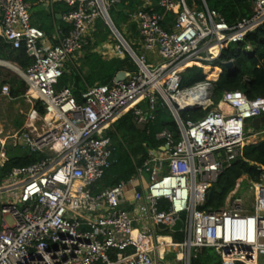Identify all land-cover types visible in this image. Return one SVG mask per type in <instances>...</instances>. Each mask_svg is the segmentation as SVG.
<instances>
[{
	"label": "built area",
	"instance_id": "obj_1",
	"mask_svg": "<svg viewBox=\"0 0 264 264\" xmlns=\"http://www.w3.org/2000/svg\"><path fill=\"white\" fill-rule=\"evenodd\" d=\"M37 1L49 6L62 1L68 7L60 13L64 24L51 34L31 23L30 3L0 0V42L23 48L33 60L24 69L15 67L26 83L30 122L0 137V167L8 145L44 155L0 180V264H190L193 251L204 247L212 248L221 264H264V168L258 182H248L249 195L240 189V178L221 207L201 208L209 186L239 159L244 145L257 142L245 123L264 115V97L225 91L196 121L181 118L184 106L178 100L190 94L197 98L190 104L194 108L213 104L212 83L184 86L179 69L192 60L212 62L225 42L243 40L247 30L264 21V0H254L252 14L232 24L205 0L200 7L186 0H141L132 11L124 10L135 24L141 53L109 13L120 0ZM97 19L117 42L94 50L106 58L128 54L135 68L120 70L129 72L123 80L88 87L77 101L68 86L57 84L68 64H79L93 45ZM147 52L161 61L150 62ZM0 64L7 63L0 59ZM0 94L9 95L8 84ZM158 106L169 109L178 131L158 132L161 144L147 149L130 179L100 187L112 163V123L131 108L135 120L145 124ZM253 135L264 136V128ZM164 201L167 206L161 208ZM177 219L181 227L173 230ZM176 233L181 240H175Z\"/></svg>",
	"mask_w": 264,
	"mask_h": 264
},
{
	"label": "trees",
	"instance_id": "obj_2",
	"mask_svg": "<svg viewBox=\"0 0 264 264\" xmlns=\"http://www.w3.org/2000/svg\"><path fill=\"white\" fill-rule=\"evenodd\" d=\"M208 7L219 12L229 24L235 23L242 18L252 14L254 0H205ZM141 0H120L113 5L115 11L121 14L122 18H128L124 10H133ZM33 4H41L34 0ZM46 13L51 18V24L40 27L47 34L54 31V22L62 21L57 18L58 13L68 10L62 1L54 2ZM123 10V11H122ZM157 10L161 11L160 8ZM166 22L171 18L166 15ZM98 38L93 45L83 53L79 64H68V71L58 80L57 87L68 86L77 101H81V94L88 87L97 84L110 83L120 70L132 71L135 66L130 57H103L94 50L95 45L103 42L106 38L104 33H96ZM0 59L12 61L18 67L24 69L33 62L23 48L12 49L4 41L0 42ZM232 60V66L227 67L225 62ZM1 70V69H0ZM182 85L190 86L198 81L207 80L212 83L210 98L213 102L207 109L193 108L180 112L183 120L196 121L206 114L208 110L216 106L225 91L239 89L247 97H264V21L253 28L247 30L241 41L225 42L219 57L207 62L203 60H192L179 69ZM4 84L9 86V97L12 99L23 98L26 90V83L17 75H10L1 78L0 91ZM36 108L40 114L44 109L37 103ZM132 109H127L113 123L109 135L114 143L112 153V163L104 171L98 182L100 187L115 185L116 183L128 180L135 172L137 165H140L147 154L149 147H157L161 141L156 139V134L163 129H168L173 133L178 131L177 124L171 112L166 106H158L154 111V118L138 126L135 122ZM261 128H264V123ZM7 160L0 167V180L14 167L29 165L44 155L28 150L17 151V148L7 146ZM264 168V138L244 145L239 159L234 161L229 167L217 177L208 188L206 199L202 209L216 210L224 204L228 193L234 188L238 179L240 189H245L248 182H258L260 174ZM166 202H162L160 207L166 208ZM178 233L174 235V238ZM190 264H221L219 257L212 248H200L191 258ZM242 264V263H238Z\"/></svg>",
	"mask_w": 264,
	"mask_h": 264
},
{
	"label": "rangeland",
	"instance_id": "obj_3",
	"mask_svg": "<svg viewBox=\"0 0 264 264\" xmlns=\"http://www.w3.org/2000/svg\"><path fill=\"white\" fill-rule=\"evenodd\" d=\"M25 1L31 4L29 8V13L31 16V23L33 25H36L42 28V27L49 26L51 24V18L45 11L46 8H44V5H45L44 3L33 4L34 0H25ZM186 1L189 5H191L194 2L197 4L198 7L201 6L200 0H186ZM109 13L115 25L122 32V34L127 38L132 48L137 53L143 52L135 41V33H136L135 24L133 22H129L128 18L127 19L122 18L121 14L115 11L113 6L109 8ZM56 24L63 25L64 22L58 21L56 22ZM100 32L106 35V38L101 43L103 44L108 43V44H111V46H114L116 44L117 42L116 39L110 34V31L103 24V21L101 19H97L96 32L94 35L95 40L96 38H98V35H96V33H100ZM101 45H99L98 47H100ZM96 46L97 45L93 47H96ZM95 51L100 53L99 49H96ZM125 56H127V58L129 57L128 54H125ZM147 56L150 62H155L156 60H158V62L161 61V59H158L157 56L151 52H147ZM6 63L8 64L7 65L0 64L1 78H7L10 75H17V72L15 70V67L16 68L18 67L17 64L12 61H6ZM140 106H143V102L140 103ZM30 109H31V104H29L24 98L12 99L8 96L5 97V96L0 95V131H1L0 137L10 135L14 133L15 131H18V129H20L21 127H23V125L26 123L28 119ZM252 119L253 118H249L246 120L245 131L247 132V134L252 136L251 137L252 139H257V141H259L263 139L264 136L262 135L254 136L253 135L255 132H257V129L253 128ZM35 127L37 128L38 131H40L41 128L43 127L42 122L37 121L35 123ZM110 129H112V125ZM8 146L13 147L12 145H8ZM13 148H17V151L19 152L22 151L19 145L18 147H13ZM148 182H149V178L147 174H144L143 185L145 186ZM245 191L247 192L246 195H249V191L247 187ZM6 219L9 223L11 222L9 217H7ZM159 232H163V231H159ZM175 240H181V235L178 234V236L175 237ZM195 253L196 252L193 251L192 255L194 256Z\"/></svg>",
	"mask_w": 264,
	"mask_h": 264
},
{
	"label": "water",
	"instance_id": "obj_4",
	"mask_svg": "<svg viewBox=\"0 0 264 264\" xmlns=\"http://www.w3.org/2000/svg\"><path fill=\"white\" fill-rule=\"evenodd\" d=\"M57 17L61 18V15L57 14ZM225 65L227 67H231L232 66V62H227V63H225ZM128 74H129V72L119 71V72L116 73V75L114 77V80L115 81L123 80V79L126 78V76H128ZM194 107H195L194 105H187V106H184L181 110L185 111V110H188V109L194 108ZM135 122L137 123L138 126H141V127L144 126L143 122H137V121H135ZM263 123H264V115H261L259 117H254L252 119V126H253L254 129H257V130L260 129V127L262 126ZM159 227L163 228V225L159 224ZM180 227H181V220L177 219L175 224L172 226V229L173 230H178V229H180Z\"/></svg>",
	"mask_w": 264,
	"mask_h": 264
},
{
	"label": "bare ground",
	"instance_id": "obj_5",
	"mask_svg": "<svg viewBox=\"0 0 264 264\" xmlns=\"http://www.w3.org/2000/svg\"><path fill=\"white\" fill-rule=\"evenodd\" d=\"M217 52H218V50L216 48L214 50H212L213 55H216ZM7 64H4V65H7ZM178 100H179V103L181 104V106H187V105H190L192 103L197 102V98L193 97V95H190V94L189 95L185 94L182 98H179ZM203 103L208 104V103H210V101H209V99H205L203 101ZM221 106L225 107L223 102H221ZM227 109L230 110L228 107H227ZM48 117H49V115L47 116V118ZM2 162H3V160L0 158V163H2Z\"/></svg>",
	"mask_w": 264,
	"mask_h": 264
},
{
	"label": "crops",
	"instance_id": "obj_6",
	"mask_svg": "<svg viewBox=\"0 0 264 264\" xmlns=\"http://www.w3.org/2000/svg\"><path fill=\"white\" fill-rule=\"evenodd\" d=\"M44 8H46V9L49 11V8H51V7H50L49 5H47V4H45V5H44ZM58 14H60V13H58ZM57 18H58V17H57ZM58 19H61V18H58ZM53 25H54V27H55V26L58 25V24H56V22H54ZM38 27H39V26H38ZM0 95H1V94H0ZM2 96H4V95H2ZM5 97H6V96H5ZM8 97H9V96H8ZM29 122H30V121L27 119V121H26L25 124H27V123H29ZM25 124H24V125H25ZM24 125H23V126H24ZM0 132H1V131H0Z\"/></svg>",
	"mask_w": 264,
	"mask_h": 264
}]
</instances>
